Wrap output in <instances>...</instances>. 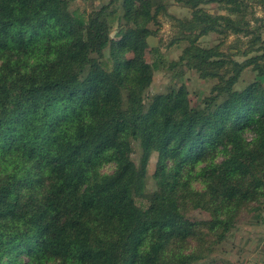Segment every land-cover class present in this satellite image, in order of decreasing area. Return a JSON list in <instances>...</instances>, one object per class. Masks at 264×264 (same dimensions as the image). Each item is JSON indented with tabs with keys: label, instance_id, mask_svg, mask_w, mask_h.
Returning <instances> with one entry per match:
<instances>
[{
	"label": "trees",
	"instance_id": "obj_1",
	"mask_svg": "<svg viewBox=\"0 0 264 264\" xmlns=\"http://www.w3.org/2000/svg\"><path fill=\"white\" fill-rule=\"evenodd\" d=\"M73 1L0 0V264H226L264 211V0ZM162 66L213 83L150 93Z\"/></svg>",
	"mask_w": 264,
	"mask_h": 264
},
{
	"label": "rangeland",
	"instance_id": "obj_2",
	"mask_svg": "<svg viewBox=\"0 0 264 264\" xmlns=\"http://www.w3.org/2000/svg\"><path fill=\"white\" fill-rule=\"evenodd\" d=\"M99 2L100 0H74L72 7H80L88 11ZM206 7L211 12H220L219 8L213 3L208 4ZM250 9L253 10L256 16L261 17L264 15V11L258 6H252ZM169 11L178 16L189 15L188 9L175 3L169 7ZM171 36L172 28L170 22L168 18L162 16L159 32L157 35L149 36L147 39L149 46H159L160 52L167 61L177 59L182 48L181 43L169 44ZM234 37L232 34L223 37L226 43L223 47L233 41ZM217 41L218 36L216 33H209L200 39V43L205 46L212 45ZM244 76L246 79H250L253 77V74L246 72ZM180 82H185L193 101H196L201 95L207 93L210 85L213 83L211 80L200 78L193 70L179 66L172 70L167 68V66H162L154 71L149 91L150 93H154L164 90L169 85ZM132 156L135 157L136 154L133 153ZM154 161L155 156L152 155L150 167H152ZM150 184L152 185V181ZM191 214L197 218L207 217V213L202 210H193ZM213 256L224 259L226 264H264V211L261 218H258L255 214L243 213L230 234L217 246L213 252Z\"/></svg>",
	"mask_w": 264,
	"mask_h": 264
}]
</instances>
